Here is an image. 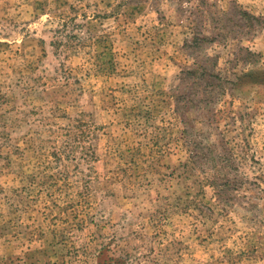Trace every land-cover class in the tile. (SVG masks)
I'll return each mask as SVG.
<instances>
[{
	"label": "rangeland",
	"instance_id": "rangeland-1",
	"mask_svg": "<svg viewBox=\"0 0 264 264\" xmlns=\"http://www.w3.org/2000/svg\"><path fill=\"white\" fill-rule=\"evenodd\" d=\"M0 264H264V0H0Z\"/></svg>",
	"mask_w": 264,
	"mask_h": 264
}]
</instances>
